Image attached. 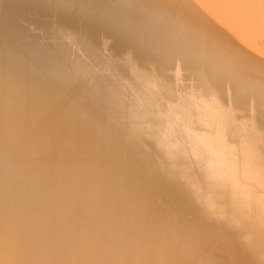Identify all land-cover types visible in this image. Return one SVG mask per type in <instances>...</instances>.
I'll use <instances>...</instances> for the list:
<instances>
[{"label":"bare ground","instance_id":"bare-ground-1","mask_svg":"<svg viewBox=\"0 0 264 264\" xmlns=\"http://www.w3.org/2000/svg\"><path fill=\"white\" fill-rule=\"evenodd\" d=\"M216 2L0 0V264H264V58Z\"/></svg>","mask_w":264,"mask_h":264},{"label":"rangeland","instance_id":"rangeland-1","mask_svg":"<svg viewBox=\"0 0 264 264\" xmlns=\"http://www.w3.org/2000/svg\"><path fill=\"white\" fill-rule=\"evenodd\" d=\"M215 1H219L218 3L216 2L218 6H219V5H223L225 2H228L227 4L230 6L231 9L229 8V6L226 5V3L224 4L225 6H224V5L222 6V8H223V7L225 8V7L227 6V8L230 9V12H231V10H232V13L228 12V14L230 13L231 16L234 15V18L236 17L234 13H236V14H237V17L235 18V20H236V19H239V20H240V18H238L240 14H241L240 17L243 16L244 19L241 18L240 21H239V20H236V21H235V22H236L235 24H231V26L229 25L230 28H231L232 25H233V28H234V29L232 28V30H230V28L228 29V27L225 26V23H224L223 27H225V29H224L223 27H222V28H223L224 30H226V32H225V31H223V32L226 34V33H227V30H230V32H228L229 34H227V35H225L222 31L220 32V30H222L221 28L219 29V27L222 26V23H223V22L221 23V21H220V16H221L223 13H224V14H223L224 16H221L222 18L225 17V13H226V15H227V12H226V11L224 12V10H225L224 8H223V13H221V15H219L220 10H219V12L217 11L218 13H217V12H214V13H216V16H214V18H213V17L211 18V16H209V15L206 13V11H204V10L200 11L201 14H200V13H197V16H198V17L201 16V17H199L200 22H202V23L205 24L207 27H209V28L211 29V31H213V32L215 33V35H216L220 40L224 41L229 47H231V48L234 49V50H239V51H241V50L239 49V47H240V48L242 49V51L244 52V53H243V52L241 51V53H243V55H245V54H246L245 56L250 55V56H247V57H249V58H250V57H254V60L256 59L255 61L253 60V58H250V59H251L252 61H254L255 63H257V64L260 63L259 65H262L261 62H262L263 59H262L261 57L264 58V56H260V54L262 53L261 55H264V54H263L264 52L261 51V52H259V54H258V51H257V52L255 51V53H256V57H255V55H254V48H255V50H260V49H259V46H258V45H257V48H258V49H256V47L252 48V47L254 46L253 43H255V42H256L255 44L258 43V42H257L258 39H257L256 37L253 38V34H252V33L255 34V33H256L255 31H257V29L260 28V29H259L260 34H259V31H257V35H258V37H259V42H260L259 45H260L261 43L264 45V39H263V37H264V36H263V35H264V29H263L262 27H260V26H264V22H263V21H264V20H263V19H264V14H263V12H262V16H263V17H260V15L257 16L258 14L261 13L262 9L264 8V4H263V7L261 6L262 2L264 3V0H261V1H262L261 4L259 3V4H260V7L262 8V9H261V8L258 7V8H259V11H258L257 7H256L257 10L254 8V5H255V4H253V3H254V0H253V1H252V0H249V2L251 1V2H252L251 4H253V6H251V4H250L249 6H251V8H254L255 10L249 8V6H248L247 9H249V10H251V11L253 10V12L258 11V12H257V15H256V14L253 15V13H251L252 15L249 14V13H250L249 10L247 11L248 13L244 11L245 5L247 6L248 3H249L247 0H246V4H245V5H244V4H241V5H240V3H243L242 0H241V1H239V0H238V1H236V0H232V3H229V2H231V1H229V0H224V1H223V0H215ZM220 1H222L223 4H222V2H220ZM255 1H256V0H255ZM233 2H237L240 6H238L237 3L234 4ZM239 2H240V3H239ZM258 2H259V1H258ZM220 3H221V4H220ZM255 3H257V2H255ZM231 4H232V5H231ZM236 4H237V5H236ZM242 5H244V6H242ZM256 5H258V3H257ZM231 6H233V9H232ZM237 6H238V7H237ZM258 6H259V5H258ZM219 7H220V6H219ZM235 7H237V8L235 9ZM239 7H240V8H239ZM241 7H244V8L242 9ZM220 8H221V7H220ZM222 8H221V11H222ZM227 8H226V9H227ZM214 9H215V8H214ZM217 9H219V8L217 7ZM229 9H227V11H228ZM238 9H241V10L238 11ZM245 9H246V8H245ZM247 9H246V10H247ZM260 9H261V10H260ZM215 10H216V9H215ZM235 10H237V12H236ZM263 11H264V10H263ZM202 12H203V15H202ZM259 12H260V13H259ZM242 13H244V14L247 13L246 15H250V16H248V21H249V18H251L252 16L254 17V18H253L254 20H252V18L250 19V20H252V22H258L257 20H259L258 23H260V24L257 23V25H255L256 23H251V22L248 23V24H251L252 27H253V24H254L255 27H257V28H255V27L252 28V27H251L252 30L254 29L255 31H252L251 33H249V32L251 31V30H250L251 28H249V30H247L249 26L246 27L243 23H242L243 26L240 25V24H241L240 22H242V21H245V22H246V20H247V19L245 18V17H247V16L244 15V14H242ZM198 14H199V15H198ZM217 15H218V17H219L218 20H217V18H218ZM228 16L231 17L230 15H228ZM244 16H245V17H244ZM256 16H257V17H256ZM205 17H206V18H205ZM215 17H216V18H215ZM255 17H256L257 19H255ZM202 18H204V20H203ZM231 18H233V17H231ZM234 18H233V19H234ZM262 18H263V19H262ZM213 19H214L215 22L213 21ZM261 19H262V20H261ZM221 20H223V19H221ZM216 21H217V23L220 22L221 24H220V23L217 24ZM248 21H247V22H248ZM237 22H239V24H238ZM207 23H209V24H207ZM210 24H211V26H210ZM216 24H217V25H216ZM237 24H238L239 26H241L242 29H243L244 26L246 27V30L243 29V31H244L245 33H242V34H246V33H247V34H246L247 37L250 36L251 38H253V40H254V39L256 40V41L254 40L255 42L253 41V43H250V44H252L253 46H252V45H249V42H250L251 40L248 41V40H247L248 38L246 37V35H244L245 38H247V39H246V40H247V43L245 44L246 50H247L250 46H252V47H250V48H252V49H248V50H249V51H253V55H254V56L251 55L252 52H248V54L246 53L245 48H243L244 46L239 44V42H240L241 40L237 41V42H238V45H237L236 43L233 44V42H235V40L237 39V38H233V37H232V36L235 37L234 34L236 33V30L239 28V26H237L238 28H236L235 25H237ZM245 24H246V23H245ZM248 24H247V25H248ZM261 24H263V25H261ZM215 25L217 26V28H218V30H219V31L217 30V33L215 32V29H214V28H216ZM218 25H220V26H218ZM258 25H259V26H258ZM212 26H213V28H212ZM241 27H240V28H241ZM226 28H227V29H226ZM235 28H236V29H235ZM240 28L238 29V31H240V33H241V32H242V31H241L242 29H240ZM233 30L235 31L234 33L231 32V31H233ZM261 30H263V32H262ZM220 33L222 34V37L225 36V39H222L221 36L218 35V34H220ZM230 33H232L233 35H231ZM261 33H262V34H261ZM236 34H239V33H236ZM250 34H251L252 36H251ZM228 35H230V37H229L230 39L227 40V41H229V42L226 41V39H227L226 37H227ZM240 35H241V34H240ZM240 35H239V36H240ZM248 35H249V36H248ZM261 35H262L263 37H262ZM239 36L236 35V37H239ZM244 36H242V37H243V40L246 42ZM255 36H256V34H255ZM260 36H261V37H260ZM242 37L240 36L239 39L242 38ZM250 37H249V38H250ZM251 38H250V39H251ZM234 39H235V40H234ZM233 40H234V41H233ZM237 40H238V39H237ZM243 40H242V41H243ZM231 41H232V42H231ZM242 41H241V42H242ZM244 41L242 42L243 44H244ZM261 41H262V42H261ZM251 42H252V41H251ZM231 43H232V44H231ZM242 43H241V44H242ZM262 44H261V45H262ZM102 45H104V46H109V41H108V40H106L105 42L103 41L102 44H101V47H102ZM239 45H240V46H239ZM248 45H249V46H248ZM261 45H260V46H261ZM263 45H262V47H263ZM234 46H235V47H234ZM236 46H237V47H236ZM242 46H243V47H242ZM247 47H248V48H247ZM263 49H264V48H263ZM263 49L261 48V50H263ZM248 50H247V51H248ZM263 51H264V50H263ZM257 54H258V55H257ZM258 56H260V57H258ZM114 57H115V56H114ZM258 59H261V60H260L261 62L258 61ZM263 61H264V60H263ZM263 66H264V63H263ZM173 68H174V66L172 67V69H173ZM174 70H175V69H173V71L171 72L172 75L174 74ZM173 82H174V80H173ZM190 83H191V81H186V83H184L186 86H188V87H186V88H189V87H190V85H191ZM182 84H183V83H181V85H182ZM224 104H227V102L224 101ZM236 114L239 115V116H243V111H242V110L236 111ZM244 115H245V113H244ZM248 133H250V131H248ZM259 143H262V142H259Z\"/></svg>","mask_w":264,"mask_h":264}]
</instances>
